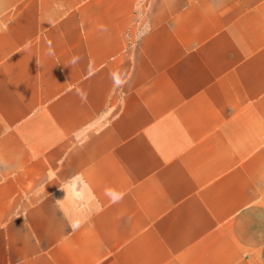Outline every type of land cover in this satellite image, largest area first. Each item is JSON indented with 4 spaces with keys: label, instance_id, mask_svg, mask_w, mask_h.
I'll list each match as a JSON object with an SVG mask.
<instances>
[{
    "label": "crops",
    "instance_id": "crops-1",
    "mask_svg": "<svg viewBox=\"0 0 264 264\" xmlns=\"http://www.w3.org/2000/svg\"><path fill=\"white\" fill-rule=\"evenodd\" d=\"M0 264H264V0H0Z\"/></svg>",
    "mask_w": 264,
    "mask_h": 264
}]
</instances>
